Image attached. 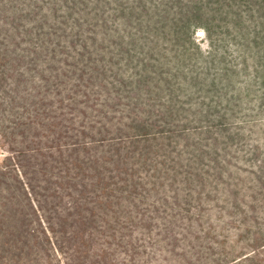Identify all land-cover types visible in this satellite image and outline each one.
I'll return each instance as SVG.
<instances>
[{
    "label": "trees",
    "instance_id": "obj_1",
    "mask_svg": "<svg viewBox=\"0 0 264 264\" xmlns=\"http://www.w3.org/2000/svg\"><path fill=\"white\" fill-rule=\"evenodd\" d=\"M0 149V264H264V0H0Z\"/></svg>",
    "mask_w": 264,
    "mask_h": 264
},
{
    "label": "rangeland",
    "instance_id": "obj_2",
    "mask_svg": "<svg viewBox=\"0 0 264 264\" xmlns=\"http://www.w3.org/2000/svg\"><path fill=\"white\" fill-rule=\"evenodd\" d=\"M197 39L202 45L205 47L207 45V36L206 33L203 30H199L197 32ZM4 154L2 153L0 149V162L3 160Z\"/></svg>",
    "mask_w": 264,
    "mask_h": 264
}]
</instances>
